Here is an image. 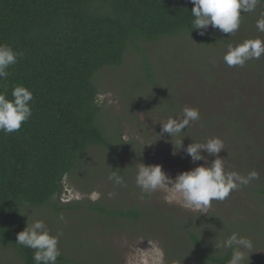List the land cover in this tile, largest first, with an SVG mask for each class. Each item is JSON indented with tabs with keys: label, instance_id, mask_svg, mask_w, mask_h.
I'll list each match as a JSON object with an SVG mask.
<instances>
[{
	"label": "rangeland",
	"instance_id": "rangeland-1",
	"mask_svg": "<svg viewBox=\"0 0 264 264\" xmlns=\"http://www.w3.org/2000/svg\"><path fill=\"white\" fill-rule=\"evenodd\" d=\"M262 14L261 2L255 11L242 12L232 35L209 26L205 31L218 38L213 44H201L185 32L139 41L142 52L128 47L120 67L96 73L100 119L115 141L113 150H87L80 168L64 180L66 196L57 210L53 205L23 206L29 224L41 219L51 234L62 233L58 248L70 259L57 264H210L198 258L187 231L211 255L226 250H216L214 244L233 232L248 237L253 243L249 264H264V195L257 192L264 188V55L243 67L223 61L230 45L264 40L256 28ZM185 106L198 109L200 119L182 129L184 147L219 137L225 149L218 155L226 172L258 173L224 201H213L205 213L186 207L172 188L148 193L135 183L140 162L159 164L173 178L204 164L193 162L183 148L173 155L169 134L159 135L156 121L177 116ZM177 139L172 137L173 143ZM113 172L123 185L108 179ZM98 200L110 208L137 209L141 216L109 218L83 207ZM67 203L80 209L69 211ZM0 264L23 263L9 245H1Z\"/></svg>",
	"mask_w": 264,
	"mask_h": 264
},
{
	"label": "trees",
	"instance_id": "trees-1",
	"mask_svg": "<svg viewBox=\"0 0 264 264\" xmlns=\"http://www.w3.org/2000/svg\"><path fill=\"white\" fill-rule=\"evenodd\" d=\"M191 8V0H0V43L23 54L0 79V94L12 99L16 85L33 93L31 117L16 132H0V246L9 245L23 264H34L33 250L15 242L26 226L23 206L57 210L64 180L80 168L87 150H113L100 119L96 73L120 67L128 47L142 52L139 41L185 32L201 44L216 43L212 34L191 29ZM257 192L264 195V188ZM83 207L109 218L141 216L99 200ZM187 235L200 260L227 264L231 250L211 255L195 233ZM60 252L57 263L68 262Z\"/></svg>",
	"mask_w": 264,
	"mask_h": 264
},
{
	"label": "clouds",
	"instance_id": "clouds-1",
	"mask_svg": "<svg viewBox=\"0 0 264 264\" xmlns=\"http://www.w3.org/2000/svg\"><path fill=\"white\" fill-rule=\"evenodd\" d=\"M259 2L260 0H191L190 12L193 17L191 29H197L203 35L211 26L222 33L232 35L239 29L242 12L255 11ZM256 28L259 32H264V14L257 20ZM22 55L11 46L0 43V79L8 77V69L15 65ZM262 55L264 40L245 39L235 46L230 45L223 55V61L228 67H243L247 61L258 60ZM11 97L12 99H8L5 94H0V132L5 134L18 131L32 115L30 106L33 100L32 91L24 85H16L12 89ZM199 119L198 109L185 106L177 116L156 122L161 124L160 136L169 134L173 144V155L183 148L193 162L204 161V164L181 171L173 178L166 174L159 164L140 162L136 170L135 183L148 193L166 187L172 188L180 194L186 207L205 213L213 201H224L232 191L257 179L258 173L252 170L245 176L235 171L226 172L224 159L218 155L225 149L224 142L219 137H210L204 143L192 142L184 147L183 137L186 135H180L184 132L182 129H187L191 122ZM174 136L179 137L175 143L172 140ZM202 151L207 155H202ZM208 156L214 159L209 162ZM108 179L117 185L124 184L123 178L115 172L109 175ZM65 196L64 190L60 200ZM60 235L62 233L51 234L41 219H35L29 224L27 216L26 226L16 234L15 242L33 250L34 264H57V258L61 255L58 248ZM214 247L216 250H231L227 264H249L253 243L250 238L233 232L227 238L216 242Z\"/></svg>",
	"mask_w": 264,
	"mask_h": 264
}]
</instances>
